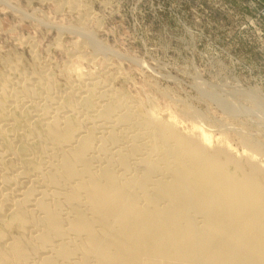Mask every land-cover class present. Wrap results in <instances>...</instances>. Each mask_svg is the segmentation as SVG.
I'll return each mask as SVG.
<instances>
[{
	"label": "bare ground",
	"instance_id": "bare-ground-1",
	"mask_svg": "<svg viewBox=\"0 0 264 264\" xmlns=\"http://www.w3.org/2000/svg\"><path fill=\"white\" fill-rule=\"evenodd\" d=\"M13 87L0 97L15 103ZM111 91L68 93L88 125L47 92L34 152L0 144V264H264V151L209 150L204 130L184 136Z\"/></svg>",
	"mask_w": 264,
	"mask_h": 264
},
{
	"label": "rangeland",
	"instance_id": "rangeland-1",
	"mask_svg": "<svg viewBox=\"0 0 264 264\" xmlns=\"http://www.w3.org/2000/svg\"><path fill=\"white\" fill-rule=\"evenodd\" d=\"M91 82L184 136L204 130L209 150L264 151V0H0V89L17 98L1 94V145L34 152L48 93L96 120L64 102Z\"/></svg>",
	"mask_w": 264,
	"mask_h": 264
}]
</instances>
